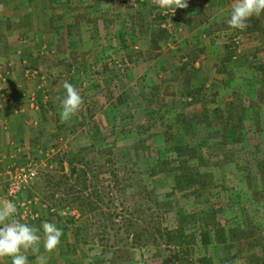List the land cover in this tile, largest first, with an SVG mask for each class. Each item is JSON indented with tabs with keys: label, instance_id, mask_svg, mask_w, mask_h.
I'll return each instance as SVG.
<instances>
[{
	"label": "rangeland",
	"instance_id": "rangeland-1",
	"mask_svg": "<svg viewBox=\"0 0 264 264\" xmlns=\"http://www.w3.org/2000/svg\"><path fill=\"white\" fill-rule=\"evenodd\" d=\"M223 1H225L224 5H226L225 11L228 12L225 14L222 6L223 4H221ZM120 2L123 5H119ZM83 3L84 4L81 3L82 7L87 5V7H85L87 8V12L83 10V12L81 11V13L77 15L76 25H58L57 28L59 31L60 26H64L63 33H65H62L63 36L60 34L59 39L62 41L59 45V50L58 48H56V50L53 48V50H49L48 52L46 50V44L44 45L42 39L37 37L42 33L45 35L46 32H49L48 28L50 24L42 25L40 17L37 18L35 16L36 14L32 15L35 18L32 17V19H29V21H31L32 30L25 34L24 37L20 35L19 30V32L16 31L14 36L6 35L9 33V30H4L2 27L3 24L0 21L1 106H7L14 100H19L20 102L21 99L29 104L32 103L35 105L39 103L38 100L41 98V95L43 98H46L48 95L50 96V89L53 90L58 87V78H62L64 75L54 76V73L61 72L62 70L65 75L67 74L65 79L71 80L72 82H74V80L75 82L78 81L84 91L89 90L96 93V89L103 87L105 91H114L118 94L122 89L124 90V88H131L132 92L134 90V96L139 97L141 93L138 81L140 80L135 79V77L143 74L150 63L153 65L154 61H152L151 55H158L157 57H160L161 55H166L165 53H175L176 56L172 60L174 62L172 66L182 68L183 70L188 69L190 74L193 75L195 66H192L190 63L191 57L189 55V50L191 51V49H193L190 52L193 58L199 57L202 47L196 46L198 40L202 39L203 41V39H205L207 41H212L215 37H213V35L211 36L210 33L215 32H221V38H217V43H226L231 46L230 50H227V54L231 51V55H233V59L235 60V62H230L231 67L237 66V61L249 59L247 60L248 62L246 61L248 64L247 68H236L235 70L236 75L239 77L236 87H239V90H243L244 92L249 91V93L254 89V94L256 95L254 98L256 100L254 101H257V104L258 102L262 103V105L264 104V101H261L263 100L261 99V93L264 98V87L259 83L261 74L258 71L255 72L253 68L255 63L264 58V13H262L260 17H257L258 20L255 18L258 21L256 26L252 19L255 16H253L247 21V28L239 30L232 29L227 24L233 0H188V7L177 9L173 15L170 9H159L151 3V0H95L92 3L96 4L92 7H88V4L85 5V2ZM93 7L94 11L96 7L97 11L101 12V15L99 14L100 16L111 18L117 31L114 29L111 31L104 30L103 32L105 34L107 32V37H97L93 34V30L91 29L92 26L89 25L91 17L88 16V13ZM191 10L196 11V15L194 14L195 18L191 24L200 22L201 25H210L207 33L204 32L203 36H197L203 32V27H201V25H183L182 14ZM2 11L1 9L0 12L2 13ZM123 27H127L128 30H131L125 31L126 35L129 32H133V34L137 36V38L135 36V42L141 39L144 44H149L151 41L150 46L144 45L145 49L147 48L146 53H150L148 57L145 55L139 56L138 53H135L133 57L128 56V54L122 56L123 52L117 47H121L122 43H126V41L121 40L124 31ZM162 30H166L167 32L163 33ZM99 31L100 30H95L94 32L97 35L103 33ZM73 39H75L76 46ZM130 39L127 38L128 44H133L134 42H132V40L130 41ZM78 41H81V43ZM30 42L36 43L35 46L38 50H34L35 48ZM138 46L136 50L139 49ZM131 47L132 46H130V48ZM68 48H70V55L67 60V56L63 58L61 52H67ZM131 49V51H134L133 48ZM208 53L210 55L212 54V52L209 51ZM208 53L207 55H209ZM188 55L189 58H187ZM180 57L184 58L181 59ZM207 59L208 58L203 59L197 66L202 65V62L207 63ZM221 65L224 66L226 64L223 61ZM256 74L257 78L255 79ZM230 79L232 80V78ZM222 81L224 84V78L218 80V82ZM229 87L231 88V86ZM138 92L140 94H138ZM39 93L41 94L37 97ZM93 93L89 95L90 97L88 99L84 100L82 107V112L84 113L83 120L85 123L84 127H80V130H78L77 127H74L76 125L71 124V126H69V130L71 131L77 129V131H73L72 136L69 137L72 139V147L67 149L70 143L68 138L64 140V143H61L60 149H56L55 147V153L50 157L49 169L43 170L42 164L39 166L36 165L37 176L29 185L30 188L28 187L24 190L19 197L20 202L26 203V201L33 199L27 200L25 197L33 195L46 204L47 212L40 211L39 208H37L40 204L38 205L34 202L31 204V201L26 203L27 208L17 204L19 218L22 221L37 219L36 223L40 225L43 220H50L63 230L62 237L67 236L66 239L69 243L67 244L66 250L63 249L61 251V249L58 248L56 251L47 254L49 256L48 264H64L62 261L67 260L68 257L70 259L72 257V264H112L110 262V257L111 251L115 249L114 247L125 243H131L136 233L134 229L133 231L135 232H131L130 238L127 241V226L119 221H124L125 217H130L131 215L138 217L139 214H137L138 212L136 210L137 205L135 206L134 204L136 201H134L135 198H133V193L139 198L140 196L144 198L146 194L144 190H142L139 181L136 182L134 180L132 185L128 182V178L132 175L131 171L134 173L131 177H137L138 171H143L147 177L145 178V176L143 177L142 175V178L147 180L144 181L146 185L148 184L150 187L159 190V193L153 194L154 196L152 198H154V200L156 197L160 196V193H163L174 180L175 175L173 174L165 173L151 175V172L157 169V162L155 159L157 157L163 159L167 156L166 150L170 145L163 142L161 146H157L158 149H155V153H149V150L146 148H141L143 151L142 158L138 156L140 158L134 159L131 158L130 155H122L124 152L122 148H124L126 144H132L134 138L123 141L124 144L123 142H119L117 147L119 149L113 146V143L117 139L116 130L113 126H107L105 122L110 120V117H114L111 121L115 120V117H117V122L126 118L125 116L121 118V115L117 114L115 110V106L120 104L118 103L119 97L117 98L116 94L113 97L108 96L106 99V97L104 98L102 96L101 98L99 95L93 96L95 95ZM153 96L154 93L151 95L152 100ZM248 96L252 97V95ZM144 97V100L147 101L146 104L152 101L147 99V95H144ZM158 98L160 99L159 104L165 102L166 106L174 107L170 111V108H166V112L163 113H160L159 109L157 112L156 109L153 114H157L156 116L158 118L160 115L161 117L165 116L166 120L168 118L170 120L171 118L169 123L172 125V128L169 132H166L165 127L161 125L163 124V122L160 121L162 120L161 117L159 118L160 120L150 119L152 122H150L149 125H153L152 131H155V137H153V139L167 141L164 139L167 137L169 139L171 137L169 140H172L176 133L180 132L179 130L188 133L190 146L195 148L191 152L180 151L183 157L191 158V155L195 157L204 152L206 158L212 159V164L217 166L216 164L218 161L214 158V155L225 148L222 146L216 147V145L220 144L223 139H228L231 143H234L244 138L243 143L240 142L236 145L245 147L243 149L241 148L244 153H246V149H250V152L248 150L247 153L243 155L244 157L239 159V167L235 165L231 168L226 165L224 178L219 175V178L216 179L218 187L214 189L213 196L211 195L212 197L208 195L201 197H194L193 195L184 196L182 193H179L178 196H173L172 200H176L178 209L182 210L181 212L183 213H189V208H191L192 212H199L203 209L202 206L207 205L206 207H209L208 203L214 205L216 202H220L224 208L231 204H234L235 208L245 206L248 211L252 213L251 215L254 216L256 223L264 230V164L262 160L264 154V125L262 124L261 115L257 114V111L250 110L249 115L251 118H247L246 116L245 123L247 126L244 130L239 127H234L233 130L227 132L223 129L221 112L217 111L218 119L211 123V127H209L208 130L206 128L202 129L200 124L197 126L196 120L200 109L191 108L186 104H178V101L172 102L170 100V94H163ZM116 101L117 104H115ZM212 102L213 103L209 104L217 105L221 100L217 102V99L214 97ZM157 105L156 103V107ZM38 107H40V103ZM222 108L221 110L223 112L224 110ZM216 109H218V107L214 108V110ZM104 110L106 112H102ZM214 110L212 113L215 112ZM129 113L131 114V112ZM162 114L164 115L162 116ZM58 125L63 128L62 126L64 123H61L59 119ZM150 133L151 132H147L145 134L146 136H143V139L147 138V134ZM66 140L67 145L65 144ZM90 142L97 143L96 145L100 147H98L97 150L91 148L86 149L83 153V155L86 156V161L90 162V167L87 168L88 179H83L84 176H72L71 168L67 164L65 154L75 148V146L82 147L84 145V147H86ZM108 146L114 149V157L110 154V150L106 148ZM59 147L58 145L57 148ZM135 152L136 151H133V154ZM97 158H100V161L97 160ZM35 161L30 160L22 167L30 163L36 164ZM134 163H136L137 167L133 166L135 170H131L132 165H135ZM193 163L197 164L195 160ZM171 164L174 166L177 164L178 166L177 160H172L170 165ZM116 177H119L121 180L117 182ZM250 191H253V193L256 192L257 200L251 196ZM1 193L0 197L2 196L3 200H8L4 195V188ZM80 193L84 194V198L79 197ZM24 194L25 197L23 199L22 195ZM89 195L91 197L90 200L93 201V205L91 206L86 204ZM139 198H137V200ZM166 198L163 199L165 200ZM68 200L69 203H67ZM149 200L151 199L149 198ZM142 201L143 200L140 202ZM151 201L153 205L154 201ZM49 205L53 207L51 211L48 210ZM70 206L73 207L69 208ZM197 206L200 207V209L197 208ZM80 207H82V209ZM196 208L198 210H196ZM34 210H39L40 214L37 215V212ZM162 211L165 213L163 214V226H169L170 216L174 214V210L171 208V213H168L169 211L167 212L171 215H168L164 210ZM230 213L231 212L228 211L225 215H230ZM220 215L223 214L220 213ZM225 215H223L224 219L226 217ZM146 218H148L147 223L140 221L141 226H137V229H139L137 231L143 234L146 233L145 236L155 231L153 226L156 225L151 221L153 218L152 215H147ZM116 221L117 224L115 225L114 223ZM240 221H242L241 218L239 219V223ZM131 244L130 247L132 249L130 255H132L135 260L132 263L125 262V264H147L148 261L155 264L158 261L157 257L156 260L152 262V260H149V256L159 251V248L160 250L166 248V244H163L162 247L153 243L143 247H134ZM135 244L136 246L139 245L138 243ZM217 251L221 258L228 254L227 251L222 249ZM107 252L110 254H107ZM164 252L168 253L169 249L167 248ZM256 252L264 256V246H258ZM60 254L63 256L67 254V256H65L63 260V256H60ZM130 255L128 252H125V261L130 260L128 259ZM163 255L164 253H162V256ZM57 256L60 259L57 258ZM29 264H35V256L32 254H29ZM241 264H247V262L241 260ZM251 264H258V262Z\"/></svg>",
	"mask_w": 264,
	"mask_h": 264
},
{
	"label": "trees",
	"instance_id": "trees-1",
	"mask_svg": "<svg viewBox=\"0 0 264 264\" xmlns=\"http://www.w3.org/2000/svg\"><path fill=\"white\" fill-rule=\"evenodd\" d=\"M255 18L257 19V17H253L252 19L254 20V25L256 26L258 24V19L256 20ZM162 32L165 33L167 31L162 30ZM212 35L216 40L218 37H220L218 32L211 33V36ZM226 47L227 50H230L231 48V46L228 44H226ZM228 54L229 56L226 59L231 60V58H233L231 51L228 52ZM253 68L255 69V72L258 71L261 74L259 83L264 87V58L261 61L255 63ZM256 78L257 74L255 79ZM254 92V89L247 94H242L238 91H234V93L232 92L233 98L229 104H226V109L223 112L221 110L222 107H218V109L214 110L215 112L213 113L207 110L204 112V118L196 120L197 124L199 122H204L207 125L206 129L209 130V127H211L210 119H218V111L221 112L220 115L222 116V125L224 131L228 132L229 130H233L234 127H239L244 130L247 126L245 123L246 116L247 118H251L249 111L254 110L257 111V114L261 115L263 122L262 124L264 125V104L262 105V103L259 102L257 104V101H254L256 100L254 99L256 96ZM248 95H252V97H249ZM261 99H263L261 100L263 102L264 98L262 93ZM127 106L128 108L123 110L126 113L131 112V114H129L132 118H124L117 122V117H115L113 125H108L115 127L116 130L117 139L113 143V146L117 148L119 142L134 138V142L132 144H126V146L122 148L124 151L122 155H130L131 158L134 159L140 158L138 156H141L142 158L143 151L141 148H146L149 150V153H155L157 146H161L164 142L165 144L170 145L166 150L167 156H165L163 159L161 157H157L155 159L157 162V169L154 172H151V175L168 173L175 176L173 182H171L169 185V187H171H167L163 193H160V196H158L159 198L156 197L154 200V198H152L154 196L153 194L159 193V190H156L154 187H150L148 184L146 185V182L144 181L147 180L142 178V175L143 177L145 176V178L147 177L143 171L139 170L137 177H131L134 174L131 171L132 175H130L128 178V182L132 185L134 180L136 182L139 181L142 190H144L146 194L144 198L141 196L139 198L135 193H133V198H135L134 201H136L134 204L135 206L137 205L136 210L139 216L134 217L131 215L130 217H125L124 221L121 220L119 222H122L127 226V241L129 240L131 232L134 229L136 230V233L132 239V244L125 243L114 247L115 249L111 251L110 262L112 264H125V262L132 263L135 258L130 255V251L132 249L130 244L134 247H143L149 246L153 243L160 247H162L163 244H166L165 249L160 250L159 248V251H156L155 254L149 256V260H152V262L153 260H156L157 257L158 261L155 264H241V260H245L247 264L255 262H258V264H264V256L256 252L258 246H264V230H262V227L256 223L254 216L251 215L252 213L248 211L245 206L235 208L234 204H231L230 206L225 207V209L220 202H216L214 205L208 203L209 207H206L207 205L202 206L203 209H201L199 212H192L191 208H189V213H183L181 212L182 210L178 209L176 200H172V197L175 195L178 196L179 193H182L184 196L193 195L194 197H201L204 195L213 196L214 189L218 187L216 179L219 178V175L224 178L226 165L230 166L231 168H233L235 165L239 167V159L244 157L243 155H245L248 150L250 152V149H246V153H244L242 149L245 147L236 145L240 142L243 143L244 138L243 140L235 141L234 143H231L228 139H223L220 144L216 145V147L222 146L225 148L218 152V154L214 155V158L218 161L216 165L219 167H217L212 164V159L206 158L204 152L198 154L195 157L191 155V158L183 157V155L180 154V151L191 152L195 148L190 146L191 144L189 143V136L187 135L188 133L181 132V130H179L180 132H177L172 140H169L171 137L169 139L168 137L164 139L167 141L153 139V137H155V131H152L153 125H149V123H140L138 121L144 117H149L151 115L153 116L154 111L144 109L142 107L137 108L130 105ZM115 110L117 111V114H123L120 104L115 106ZM161 121L163 122L162 125L165 127V131L169 132L172 128V125L164 120ZM82 127H84V125ZM147 132L151 133L147 134L148 137L143 139V136H146L145 134ZM96 144L97 143L90 142L88 146L86 145V147H84V145L82 147L75 146V148L65 154L67 164L71 168L72 176H84L83 179H88L87 168L90 167V162L86 161V156L83 155V153L86 149L90 148L97 150V148L100 146ZM106 148L110 150V154L114 157V149L110 148L109 146ZM133 151L136 152L133 154ZM99 159L100 158H97V160ZM172 160H177L178 166L177 164L175 166L172 164L170 165ZM194 160L197 162V164L193 163ZM262 160L264 164V154ZM136 163H134L135 165H132L131 170H135V167H137ZM120 180L121 179L119 177H116L117 182ZM250 194L256 199V192L253 193V191H250ZM22 197L24 199L25 195H22ZM79 197L84 198V194L80 193ZM30 198V195L25 197L27 200ZM90 198L91 197L89 195L88 200H86V204H89V206L93 205V201L90 200ZM137 198L139 199L137 200ZM149 198L154 201L153 205ZM163 198L166 199L164 200ZM141 200L143 201L140 202ZM67 203H69V200ZM71 207L73 206H70L69 208ZM52 208L53 207L49 205L48 210L51 211ZM80 208L82 209V207ZM171 208L174 210V214L172 215L168 214L171 213ZM197 208L200 209L198 206ZM197 208L196 210H198ZM162 210L166 211V213L169 211L167 214L171 215L169 226H163V214L165 213ZM228 211L231 213L230 215L226 216L225 214H227ZM220 213L226 216L225 219L223 215H220ZM147 215L153 216L151 221L156 225L153 226L155 231L145 236L146 233L143 234L137 231L139 230L137 229V226H141L140 221L147 223ZM240 218L242 221L239 223ZM114 224L116 225L117 221ZM135 243H138L139 245L136 246ZM167 248L169 249V252L165 253L164 251ZM220 249L227 251V256L221 258L219 252L217 251ZM125 252H128L130 255V257H128L130 260L128 261H125L124 259ZM108 253L109 252H107V254ZM162 253H164L163 256ZM147 264L153 263L148 261Z\"/></svg>",
	"mask_w": 264,
	"mask_h": 264
},
{
	"label": "crops",
	"instance_id": "crops-1",
	"mask_svg": "<svg viewBox=\"0 0 264 264\" xmlns=\"http://www.w3.org/2000/svg\"><path fill=\"white\" fill-rule=\"evenodd\" d=\"M93 1L95 0H0V10H3L2 13L0 12V21L3 24V29L9 30V33H7L6 35L14 36L16 34V31L19 30L20 32H18L20 33V35H23L22 37H24L25 34L29 33L32 30L31 21H29V19H32V15L36 14L35 16L37 18L40 17L42 25L50 24V27L48 28L49 32H46L45 35L44 33H42L43 36L41 34L37 37H40V39H42L44 45L46 44L45 46L48 52L49 50H53V48L55 50L56 48H58L59 50V45L62 41L59 39L60 34L63 36V34L65 33H63L64 26H60L59 31L57 28L58 25H76L75 23L77 20V15L81 13V11L83 12V10H86L87 12V8H85L87 7L86 4H88V7H92L96 4H93ZM83 2H85V7H82L81 5V3L84 4ZM224 3L225 1L221 2V4H223L222 6L224 8L225 14L228 12L225 11L226 5H224ZM119 5L123 4L120 2ZM99 14L101 15V12L97 11L96 7L94 11L93 7V9L88 13V16L91 17L89 25L92 26V32L97 37H107V32L105 34L103 31H111L113 29L116 30L115 25L111 18L103 17ZM194 14L196 15V11L191 10L188 12H184L182 14L183 25H201L200 22L191 24V22H193V19L195 18ZM201 27H203V32L201 34H198L197 36H203L204 32L207 33L210 25H201ZM95 30H100L99 32L101 33L102 31L103 33L97 35L94 32ZM125 31L131 30H128L127 27L124 28L121 40L126 41V43H122L121 47H117L118 49L120 48V50L123 52L122 56H126L128 54V56L133 57L135 53H138L139 56L145 55L148 57L150 53H146L147 48L145 49L144 45L150 46L151 41L149 42V44H144L141 39L138 42H135L137 36L133 34V32H129L126 35ZM219 36L220 37H218V39L221 38V32L219 33ZM127 38H131L130 41L132 40V42L134 43L128 44ZM216 41V39H213L212 41H207L205 39H203V41L202 39L198 40L196 46L202 47V50L200 53L201 55L197 58H193L192 54L190 53L193 49H191V51L189 50V55L191 57L190 63L192 64V66H195L193 75L190 74L188 69L183 70L182 68L172 66V64H174L172 60L176 56L175 53H165L168 56L161 55L160 57H157L158 55H151L150 57L152 61H154L153 65L150 63L146 70H144L143 74L137 75V77H135V79L140 80L138 81L141 93L140 94L138 92V94H140L139 97L134 96V90L132 92L131 88H124V90L122 89V91L118 94L114 91H105L103 87H99V89H96V93H93L89 90L84 91L83 87L78 83V81L75 82L74 80V82H72L71 80L65 79L67 77V74L65 75L64 71L62 70L61 72L54 73V76L64 75V77L58 78V87L53 90L50 89V96L48 95V97L43 98L41 95V98L38 100L40 103V107H38L39 103L35 105L32 103L29 104L22 99L20 102L19 100H14L7 106L0 105V195L2 194V189L8 183L6 174L9 170L22 167L30 160H36L35 162L38 166L42 164L43 170L49 169L50 157L53 153H55V147L56 149H60L62 145L61 143H64V140L66 138H68V141L70 142L67 149L72 147V139L69 137L72 136L73 131L76 132L77 129L80 130V127L84 125V115L81 110L76 116L72 117L68 122H65V126H62L63 128L58 125L61 107L60 100L57 98H63L66 94V90H64L62 87V82L65 80L72 83L79 90L81 96L83 97V100L88 99L90 97L89 95L92 93L95 94L93 96L99 95V97L102 98L103 96L104 98L106 97V99L108 96L113 97L117 94V98L119 97L118 103H120V107L122 108V110L128 108L127 105H130L132 107H142L144 109L153 111H156L157 109V112L159 109L160 113L166 112V108H170V111L174 106H166L165 102L159 104L160 99L158 98L163 94H170V100L172 102L178 101V104H186L191 108L200 109L197 118L199 120L204 118V112L207 110L212 112L215 107H221V105L223 107L222 109L225 110L226 104H229L231 99L233 98L232 92L234 93V91H238L242 94L249 93V91L244 92L243 90H239V87H236L238 85L239 77L236 75L235 71L236 68H247V60L249 59H242L241 61H237V66L231 67L230 62H235V60L233 58H231V60L226 59L227 56H229L227 54L226 43L222 44L217 43ZM34 42L30 43H32L31 45L35 48L34 50H38L35 46L36 43ZM73 42L76 46L75 39H73ZM78 42L81 43V41ZM130 46H132L131 48H133L134 51H131L132 49L130 48ZM137 46L139 48L138 50H136ZM69 51L70 48H68L67 52H61L63 58L67 56L68 60L70 55ZM208 51L212 52V54L210 55ZM207 53L209 55H207ZM189 55L187 58H189ZM204 57L208 58L207 63L202 62V65L197 66L201 61H203V59H205ZM180 58L182 59L184 57ZM223 61L226 64L224 66L221 65V62ZM215 63L218 64L216 65ZM223 78L224 84L223 81L218 82L219 79L222 80ZM230 78H232L233 81ZM229 86H231V88ZM150 91L154 93L153 100L151 98V95L153 93H151ZM40 94L41 93H39L37 97L40 96ZM144 95H147V99L152 101L146 104L147 101L144 100ZM214 97L217 99V102L219 100H221V102L217 105H210L209 103H213L212 100L214 99ZM156 103L160 106L157 105L156 107ZM115 104H117V101L115 102ZM102 112L106 111L104 110ZM129 115V113H126L123 110L121 118L122 116H125L126 119H130L131 116ZM156 115L154 114L153 116L144 117L138 122L150 123L152 122L150 121V119L160 120L159 118L161 117V115L159 116V118ZM163 115L164 114H162V116ZM161 118L166 122H170L171 120V118L170 120L169 118L166 120L165 116ZM111 119H114V117H110V120L105 122L107 126L113 125L114 120L111 121ZM215 120L216 119L211 118L210 122L212 123ZM71 124L76 125L74 127H77V129H74L73 131L69 130V126H71ZM199 124L200 126H202V129L207 128V125L204 122H199L197 126ZM66 130L69 132H67ZM65 144L67 145V140L65 141ZM58 145L60 146L59 148H57ZM30 197V199H33L28 200L31 201V204L33 202L38 205L40 204V206H37V208H39L40 211L42 210L43 212H47L46 204L41 202L40 199H37L33 195H30ZM0 200H3L2 196L0 197ZM28 201H26V203H28ZM39 210H34L35 212H37V215L40 214ZM36 221L37 219H27L23 222H27L34 226H40L46 220H43L40 225H38ZM47 222L52 221L47 220ZM66 237L67 236L61 238V243L58 247L59 249H61V251L63 249L66 250L67 244L69 243ZM41 253H43L42 247ZM61 255L62 254H60V256ZM65 256H67V254ZM65 256H63V260L65 259ZM57 258L59 257L57 256ZM71 259L68 257L67 260L62 262L64 264H72L73 261H71ZM0 264H8V259L5 258L3 261H0Z\"/></svg>",
	"mask_w": 264,
	"mask_h": 264
},
{
	"label": "clouds",
	"instance_id": "clouds-1",
	"mask_svg": "<svg viewBox=\"0 0 264 264\" xmlns=\"http://www.w3.org/2000/svg\"><path fill=\"white\" fill-rule=\"evenodd\" d=\"M151 3L162 10L170 9L172 15L177 9L188 7V0H151ZM262 13L264 0H233L227 24L232 29L244 30L250 18L260 17ZM62 87L66 94L57 99L61 107L60 121L65 123L82 110L84 100L67 80L62 82ZM62 236L63 230L54 222L45 221L40 226L23 222L14 201L0 200V261L7 258L8 264H29V254H32L35 264H48L47 254L58 249Z\"/></svg>",
	"mask_w": 264,
	"mask_h": 264
},
{
	"label": "built area",
	"instance_id": "built-area-1",
	"mask_svg": "<svg viewBox=\"0 0 264 264\" xmlns=\"http://www.w3.org/2000/svg\"><path fill=\"white\" fill-rule=\"evenodd\" d=\"M37 176L36 164L30 163L20 169L10 170L7 173V185L4 187V195L8 200L14 201L16 204L23 205L26 203L20 202L19 197L31 184L32 180Z\"/></svg>",
	"mask_w": 264,
	"mask_h": 264
}]
</instances>
